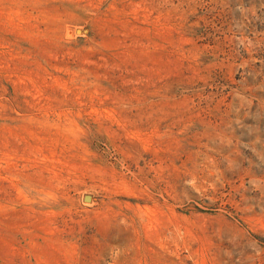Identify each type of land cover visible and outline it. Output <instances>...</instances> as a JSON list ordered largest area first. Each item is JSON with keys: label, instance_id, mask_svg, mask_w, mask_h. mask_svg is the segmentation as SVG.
<instances>
[{"label": "rangeland", "instance_id": "obj_1", "mask_svg": "<svg viewBox=\"0 0 264 264\" xmlns=\"http://www.w3.org/2000/svg\"><path fill=\"white\" fill-rule=\"evenodd\" d=\"M0 264H264V0H0Z\"/></svg>", "mask_w": 264, "mask_h": 264}, {"label": "water", "instance_id": "obj_2", "mask_svg": "<svg viewBox=\"0 0 264 264\" xmlns=\"http://www.w3.org/2000/svg\"><path fill=\"white\" fill-rule=\"evenodd\" d=\"M77 34H82V33H88V30H81V29H78L77 31ZM91 196H86L85 199L87 200V198H90Z\"/></svg>", "mask_w": 264, "mask_h": 264}, {"label": "bare ground", "instance_id": "obj_3", "mask_svg": "<svg viewBox=\"0 0 264 264\" xmlns=\"http://www.w3.org/2000/svg\"><path fill=\"white\" fill-rule=\"evenodd\" d=\"M88 199H90V198H87V200H88ZM85 200H86V199H85ZM87 200H86V201H87Z\"/></svg>", "mask_w": 264, "mask_h": 264}]
</instances>
